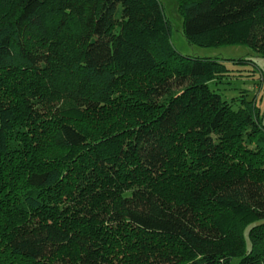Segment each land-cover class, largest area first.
I'll use <instances>...</instances> for the list:
<instances>
[{
    "label": "trees",
    "instance_id": "trees-1",
    "mask_svg": "<svg viewBox=\"0 0 264 264\" xmlns=\"http://www.w3.org/2000/svg\"><path fill=\"white\" fill-rule=\"evenodd\" d=\"M175 1L264 57V0ZM171 33L161 0H0V264H264V109Z\"/></svg>",
    "mask_w": 264,
    "mask_h": 264
},
{
    "label": "rangeland",
    "instance_id": "rangeland-1",
    "mask_svg": "<svg viewBox=\"0 0 264 264\" xmlns=\"http://www.w3.org/2000/svg\"><path fill=\"white\" fill-rule=\"evenodd\" d=\"M168 20L172 26L171 42L184 56L199 58H219L228 67L231 77L210 87L223 99L257 98L264 109V57L254 53L247 45H220L201 47L192 45L184 35L183 19L178 12L175 0H161ZM220 39V35L218 36ZM259 90V91H258ZM236 260H234V264Z\"/></svg>",
    "mask_w": 264,
    "mask_h": 264
}]
</instances>
